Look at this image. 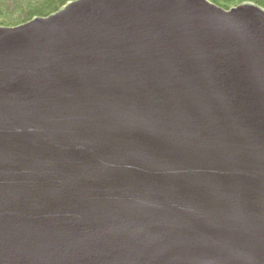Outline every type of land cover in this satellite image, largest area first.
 <instances>
[{
  "label": "water",
  "instance_id": "obj_1",
  "mask_svg": "<svg viewBox=\"0 0 264 264\" xmlns=\"http://www.w3.org/2000/svg\"><path fill=\"white\" fill-rule=\"evenodd\" d=\"M0 264H264V7L0 26Z\"/></svg>",
  "mask_w": 264,
  "mask_h": 264
},
{
  "label": "trees",
  "instance_id": "obj_2",
  "mask_svg": "<svg viewBox=\"0 0 264 264\" xmlns=\"http://www.w3.org/2000/svg\"><path fill=\"white\" fill-rule=\"evenodd\" d=\"M72 0H0V26H16L37 16L49 15ZM229 9L251 1L264 7V0H211Z\"/></svg>",
  "mask_w": 264,
  "mask_h": 264
},
{
  "label": "rangeland",
  "instance_id": "obj_3",
  "mask_svg": "<svg viewBox=\"0 0 264 264\" xmlns=\"http://www.w3.org/2000/svg\"><path fill=\"white\" fill-rule=\"evenodd\" d=\"M50 15V14H49ZM46 16H48V15H46Z\"/></svg>",
  "mask_w": 264,
  "mask_h": 264
}]
</instances>
